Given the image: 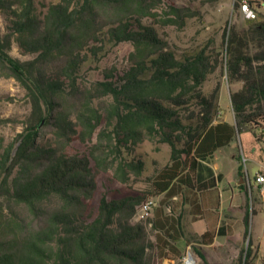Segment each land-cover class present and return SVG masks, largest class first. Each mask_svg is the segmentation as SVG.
Returning <instances> with one entry per match:
<instances>
[{
  "label": "trees",
  "instance_id": "16d2710c",
  "mask_svg": "<svg viewBox=\"0 0 264 264\" xmlns=\"http://www.w3.org/2000/svg\"><path fill=\"white\" fill-rule=\"evenodd\" d=\"M0 13V75L19 82L33 107L0 157V264H159L182 259L189 244L202 264H216L203 250L215 234L188 236L185 209L195 221L204 216L201 194L215 179L202 161L245 129L264 136V15L245 27L228 22L218 46L209 40L179 53L162 33L199 15L190 2L0 0ZM123 43L134 47L127 65L89 80ZM15 45L30 58L15 57ZM214 75L227 77L234 124L216 118L221 85L204 90ZM146 141L170 147L168 163L147 177L138 152ZM240 176L246 182L243 167ZM133 179L146 188L110 197L114 183ZM242 187L248 245L233 264H264L250 234L254 187ZM149 197L160 198L153 217L135 223Z\"/></svg>",
  "mask_w": 264,
  "mask_h": 264
},
{
  "label": "rangeland",
  "instance_id": "374dc122",
  "mask_svg": "<svg viewBox=\"0 0 264 264\" xmlns=\"http://www.w3.org/2000/svg\"><path fill=\"white\" fill-rule=\"evenodd\" d=\"M57 0H39V5L41 2L50 4L51 2H56ZM179 3L190 2L194 5L195 10L199 12V15L190 19L187 27L183 30L177 27H167L162 34H166L170 43L174 46L175 50L179 53H183L194 49L200 45L206 44L209 40H214L216 45L222 43V37L225 32L227 23L230 24L239 23L241 27H245L247 19L244 18L241 11L236 9L237 0H177ZM262 3L261 7H257V16L255 19L261 18L260 14L264 15V3L263 0H256ZM42 8V7H41ZM7 31L6 22L2 14L0 13V34L3 35ZM134 50V47L130 43H123L116 47H111L106 58L99 63L98 68L91 71L88 74V78L91 81H96L102 78V73L109 68L117 67L122 68L127 65L130 53ZM12 54L22 60H27L30 56H23L17 45H15ZM217 84L221 85V92L218 100V110L216 118L217 120H223L228 123H235L236 118L232 109L230 100V85L228 83L226 76L214 75L209 81L204 85V90L211 92ZM32 99L27 93L26 89L15 79L8 78L0 75V157L14 142H16L19 134L24 130V123L32 114ZM248 130H244L240 139L232 146L219 151L216 158L212 160L213 165L218 167V171L223 172L227 178L230 180L233 176L235 167V160L232 159L233 154L238 156L250 157V160L245 164L248 170L249 179L252 184L256 179L257 173L259 172L258 163L262 161L264 157V136L257 134L254 136L253 142L251 143V134ZM47 137L51 136V131L48 129L44 130ZM243 143H242V142ZM80 147V145H76ZM140 156L143 157L147 162V171L145 172V177L150 176L154 173L157 168L165 166L170 159V147L165 144H157L150 141H146L140 145L138 148ZM242 167L243 157H242ZM246 170V171H247ZM1 176V172H0ZM109 175L105 174L102 176V182H105V177ZM110 177V176H109ZM230 182V181H229ZM231 183V182H230ZM233 183L235 187L239 185V177L234 174ZM234 187V191L239 194L237 188ZM146 188L144 181L136 182L134 179L128 184H122L116 182L112 185L110 190V197H118L120 192L137 194L142 192ZM101 190L105 191L103 187ZM255 199V209L257 214L251 217L250 234L253 237L254 244L258 248L259 257L262 256L264 249V201L259 195L257 190H254ZM231 194V190L229 191ZM101 193L97 196L92 207L98 205ZM245 197V196H244ZM153 198L156 206L160 202L158 197ZM222 198L224 200V194L222 193ZM57 200L54 199V204ZM234 208L233 211L239 214L241 211L240 207L245 205V201L239 202L235 199L234 203H231ZM22 215L26 217L29 216L28 212L24 208H19ZM153 213L145 221H138L135 217L134 222L147 223L150 218L153 217ZM241 215L238 218L229 219V223L233 228V231H240L242 227ZM199 225H204L200 223ZM241 238V237H239ZM230 244L228 241H223L222 244H217L216 246H206L204 251L210 262H220L222 264H233L239 255V248L248 245V240L243 237V241H239L236 248L232 245L227 248ZM193 257L194 264H202L201 260L193 251L192 244L186 247L184 256L178 261H170L168 259L159 260V264H181L184 258ZM255 264H262L261 260L258 259Z\"/></svg>",
  "mask_w": 264,
  "mask_h": 264
},
{
  "label": "crops",
  "instance_id": "0c3cea01",
  "mask_svg": "<svg viewBox=\"0 0 264 264\" xmlns=\"http://www.w3.org/2000/svg\"><path fill=\"white\" fill-rule=\"evenodd\" d=\"M248 133L251 134L250 132ZM252 138L254 139V136L251 134V139ZM253 139L251 140V143H254ZM233 144L235 143H232V145ZM225 148H228V147H225ZM225 148L218 150L208 160L202 161L204 166H207L208 168H211L213 170L214 172L213 178L215 179V183L212 180L211 182L213 183L211 187L201 194V201H202L203 208H204V216L200 218L198 221H195L192 215L190 214V208L185 209L184 222H185L186 231H187L188 236L202 235L208 231L215 234L214 242L211 245H204L203 250H204V247L206 246H216L217 244H222L224 240L230 242V244H232L236 248V246H238L239 241H243V237L246 232V228L244 225L245 213L239 212V214H237L236 212H234L233 211L234 206L231 203H234L235 199H238L239 202L245 201V197H244L245 195H243L242 193V188H243L242 185H244V187L246 188V186L249 187V183H250L254 187V190H257V188H255V185L252 184L251 180L249 179L248 170L245 167V164L250 160L249 156L246 157L245 154L243 155L244 158L248 160L246 163L243 161V164L245 167L243 168V171L246 176V182L240 176V167H242V164L238 160V157H239L238 155L233 154L232 156V159L235 160V164L237 166L235 167V169H233L234 170L233 176L230 180L227 178V176L223 172L218 171V167H215V165H213L212 160L216 158V155L219 151ZM263 162H264V157L262 158V161L258 163L259 170H260V165ZM234 174H237L239 177L238 187H235L233 183ZM203 178L205 181H207L209 179H212V176L210 177L208 176V174L205 173L203 175ZM234 187L237 188V190L239 191L238 192L239 194H237V192L234 191ZM230 190H231V194L229 193ZM222 193L224 194V200L222 198ZM239 215H241L240 217L242 221V224H241L242 227L240 228L239 232L237 231L235 232L233 231V228L230 225L228 220L238 218ZM200 223H204V225H199ZM220 226L228 227V230L226 232L228 234V237L227 236L221 237L217 235ZM221 231L223 232V229ZM232 245H229L228 247H226V249L231 247ZM240 249L241 248H239V250ZM215 263L222 264L220 262H215Z\"/></svg>",
  "mask_w": 264,
  "mask_h": 264
},
{
  "label": "built area",
  "instance_id": "2783aa9c",
  "mask_svg": "<svg viewBox=\"0 0 264 264\" xmlns=\"http://www.w3.org/2000/svg\"><path fill=\"white\" fill-rule=\"evenodd\" d=\"M241 4V13L247 20L255 19L257 16V11L252 7L251 1L253 0H239ZM243 161L246 163L248 160L244 158ZM255 188L260 190L262 200L264 201V162L260 165V170L257 173L256 179L254 181ZM250 188L253 186L250 184ZM156 203L153 198L146 199L137 207L136 219L138 221L147 220L153 213ZM193 259V257H191ZM187 257L183 259L181 264H186ZM194 261V259H193ZM174 264V263H173Z\"/></svg>",
  "mask_w": 264,
  "mask_h": 264
},
{
  "label": "bare ground",
  "instance_id": "6f19581e",
  "mask_svg": "<svg viewBox=\"0 0 264 264\" xmlns=\"http://www.w3.org/2000/svg\"><path fill=\"white\" fill-rule=\"evenodd\" d=\"M186 264H194L193 259L191 257L190 258H187Z\"/></svg>",
  "mask_w": 264,
  "mask_h": 264
},
{
  "label": "water",
  "instance_id": "95a60500",
  "mask_svg": "<svg viewBox=\"0 0 264 264\" xmlns=\"http://www.w3.org/2000/svg\"><path fill=\"white\" fill-rule=\"evenodd\" d=\"M239 136H240V132H239ZM249 185H250V183H249Z\"/></svg>",
  "mask_w": 264,
  "mask_h": 264
}]
</instances>
